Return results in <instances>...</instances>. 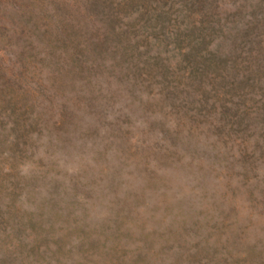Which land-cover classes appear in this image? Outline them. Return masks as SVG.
Wrapping results in <instances>:
<instances>
[{"label":"rangeland","instance_id":"1","mask_svg":"<svg viewBox=\"0 0 264 264\" xmlns=\"http://www.w3.org/2000/svg\"><path fill=\"white\" fill-rule=\"evenodd\" d=\"M0 264H264V0H0Z\"/></svg>","mask_w":264,"mask_h":264}]
</instances>
